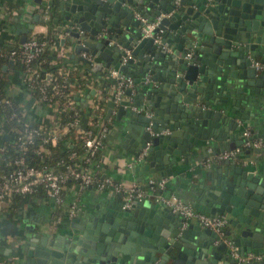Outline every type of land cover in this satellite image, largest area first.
Masks as SVG:
<instances>
[{
    "label": "water",
    "instance_id": "water-1",
    "mask_svg": "<svg viewBox=\"0 0 264 264\" xmlns=\"http://www.w3.org/2000/svg\"><path fill=\"white\" fill-rule=\"evenodd\" d=\"M60 5L74 52L89 50L136 85L130 99H107L105 115L116 109L141 170L149 177L182 173L181 180L188 171L199 174L206 181L192 183L183 197L197 211L225 213V235L239 253L262 248L264 174L229 160L204 168L199 162L236 146L238 118L264 92L257 87L264 71L253 65L256 57L264 61V0H60ZM135 13L148 21L160 14L150 34L143 35ZM31 26L20 28L18 43ZM101 61L91 68H100ZM130 93L126 87L124 95ZM147 126L166 131L151 135ZM154 195L133 198L127 206L119 196L105 199L82 214L94 228L87 242L85 230L75 229L81 213L70 217L62 241L47 243L46 235L28 227L26 264H264V258L235 259L215 231L183 219Z\"/></svg>",
    "mask_w": 264,
    "mask_h": 264
},
{
    "label": "crops",
    "instance_id": "crops-1",
    "mask_svg": "<svg viewBox=\"0 0 264 264\" xmlns=\"http://www.w3.org/2000/svg\"><path fill=\"white\" fill-rule=\"evenodd\" d=\"M44 1L46 0H0V40L3 41L11 38L17 41L21 34L19 31L20 28L26 26L28 23H31L32 26L28 29L26 37L37 33L45 34L47 32V26L37 11V6L44 3ZM34 14H37L35 19H33ZM63 15L64 12L62 11V20L58 24L60 29H57L61 32L60 38H62V43H66L63 47L66 54L70 57L72 56L70 59L76 62L78 59L77 57L80 56L79 53L81 50L74 52V38L64 29L70 28L71 26L68 24L67 20L64 19ZM256 59H259V57H256ZM91 60L92 63L101 61L95 54L91 55ZM101 64L100 68L106 71L112 68L111 66L105 67L103 62ZM10 75L6 93L14 96L24 107L28 98L31 97L29 91L23 86L22 77L13 73ZM260 82L261 83L257 85V87L263 90L264 79ZM69 88L73 97L77 96V99H74V101L78 107H80L81 119L84 121L89 111L91 96L94 93V89L92 86L79 88L73 81H71ZM135 91L136 85H132L131 93L123 95L122 98L130 99ZM24 110L25 112L23 113L25 118L31 121L32 124L34 121L38 122L41 120H45L47 123L54 122L53 113L46 107L37 104L34 98L29 107H24ZM105 110L106 106L104 108L103 119L107 124V133L91 165L92 171L99 175H110L112 178L119 180L125 185L135 183L139 187L145 189V195L151 196L153 191L147 188L149 176L144 173V170H141L139 163L134 161V156L129 151L131 145L124 140L123 127L115 116L116 109L113 108L108 116L105 115ZM243 111L247 113V116L244 119L237 117L240 128L237 130L236 146H240L242 143V141H240L243 140L241 134L242 130H248L251 137L264 136V92L256 94L251 104L246 106ZM230 132L231 131H229V133ZM1 136L2 133L0 131V137ZM229 140H232V138ZM1 154L2 152L0 151V155ZM209 155L211 154L205 157ZM229 161L232 164L244 165L247 169L264 174V147L258 150H256V148H248L247 151L245 148L234 160L229 159ZM222 162L223 160H211L208 165L202 164L201 161L199 164L200 168H204L212 164H221ZM186 175L189 177L185 180L180 179L183 177L182 173L172 176L165 175L167 179L160 193L162 195L177 194L181 199L190 203L181 193L186 190L187 187H191L192 183L204 182L206 179L199 178V174L190 173V171H188ZM118 196L120 197L119 194L108 189H96L90 185H82L73 180H66L62 187V201L58 205H55L51 199L43 196L41 198H32L29 203L22 205L15 211L3 209V211L0 212V260L1 258L11 255L12 264H26V246L23 244V239L25 235L29 233L28 227L33 226L34 231H40L41 234L46 235V242L48 239L62 241L65 231L69 229L68 222L71 216L68 214V206L70 204L74 205V215L81 213L79 220L75 222L77 226L75 229H79L80 231L85 230L87 235L85 241L87 242L89 235L94 234V228L89 225L88 218L82 214L92 213L95 211V207L102 204L105 199L110 201ZM189 221L196 222L194 219H189ZM74 236L75 234H73L67 242L69 243V241H72ZM259 250H264V246L252 251Z\"/></svg>",
    "mask_w": 264,
    "mask_h": 264
},
{
    "label": "built area",
    "instance_id": "built-area-1",
    "mask_svg": "<svg viewBox=\"0 0 264 264\" xmlns=\"http://www.w3.org/2000/svg\"><path fill=\"white\" fill-rule=\"evenodd\" d=\"M50 0L44 1V3L37 6V11L41 19L45 22L48 19V8ZM136 17L143 23L141 29L143 35L150 34V30L153 28L156 20L160 14L155 15L150 21L145 16L135 13ZM46 24V23H45ZM47 26V25H46ZM60 30L52 32L45 39H37L35 35L31 34L25 38L17 49H11L7 52L8 57L15 55L19 56L20 61L23 64V70L26 74L33 73V69L30 66V62L34 59L39 52L48 43L49 46L55 49L56 56H63L66 54L65 49L60 45ZM62 44V43H61ZM80 56L87 58L92 63L91 55L88 51L81 50ZM124 60V58H123ZM253 65L256 69L264 71V61L255 59ZM107 74L115 79V85L111 92H109L108 98L117 102L124 95V89L131 87L133 84L132 77L118 74L116 68H110L107 70ZM28 75V76H29ZM38 75L29 78L28 84L22 79V84L28 90V86H32V80L37 81ZM44 83H40L37 86L38 98H34V101L42 107H46L54 115V122L47 123L45 120L34 121L38 123L36 127H27L28 120L24 117L22 125H17L19 134L18 138L21 140V145L24 143L32 142L33 136H40L43 142L49 141L55 143L56 140L60 139V136L66 132L69 128L72 129V140L80 139L82 146V153L78 154L74 150L67 154L69 162H61V170H40L32 166H26L23 163L22 156H19L13 160V168L0 173V212L3 209L10 210V197L12 194H33L36 192L37 187L40 186L44 190V197H47L53 201L55 205H58L62 201V187L66 180H73L76 183L82 185H90L96 189H108L120 195L123 200V206H127L133 198H140L145 195V189L139 187L135 183L125 185L119 180L112 178L110 175L102 174L99 175L92 171L91 165L94 162L95 155L103 144V141L107 133V124L105 123L103 116L96 111L99 107L96 104V100L100 96L101 89L99 87H93L94 93L91 96V103L89 111L84 121L81 119L80 107L75 103L74 97L72 98L71 90L64 92L61 88H55L49 93L45 88ZM65 84V83H64ZM70 86V83H68ZM89 87V85H86ZM91 86V85H90ZM71 88V87H70ZM69 88V89H70ZM64 98V108L71 110L72 118L62 125L55 122V116L57 110L61 108V104L58 103L56 98ZM107 98V99H108ZM0 102L10 103L9 99L4 97L0 99ZM135 111H140V107L132 106ZM149 115V113H146ZM151 135L158 134L166 131L161 128L156 131H152L149 126ZM243 140L240 146L224 149L220 152L213 153L203 160L201 163L208 165L211 160H234L236 156L241 154L243 149L248 148H261L264 147V136H253L251 137L248 130H242L241 132ZM71 141V140H70ZM148 143L139 151L136 158H140L145 151ZM165 176L160 177H149L147 180V188L155 192V199L162 200L164 204L173 213L178 214L183 219H194L199 222L202 226L208 227L215 231L218 236L222 237L223 240L230 246L232 256L237 260H243L246 258L263 259L264 250L259 251H248L245 253H239L236 247L232 245L231 240L227 238L224 233V228L227 222V216L225 213L210 214L195 210L189 202L181 199L180 197L168 194L162 195L160 193L166 182ZM148 193V192H147ZM33 198H35L33 196ZM75 213L74 205L68 206V214L73 216ZM12 256L8 255L5 258H1L0 264H12Z\"/></svg>",
    "mask_w": 264,
    "mask_h": 264
},
{
    "label": "trees",
    "instance_id": "trees-1",
    "mask_svg": "<svg viewBox=\"0 0 264 264\" xmlns=\"http://www.w3.org/2000/svg\"><path fill=\"white\" fill-rule=\"evenodd\" d=\"M48 8V19L45 21L47 25V32L45 34L37 33L35 37L45 39L52 32L59 31L58 24L62 20V10L60 0H50ZM66 43H60L64 47ZM19 46L16 40L11 38L0 40V99L8 98L10 103L0 102V131L7 134V137H0V173L11 170L13 168V160L22 156L23 163L26 166H32L40 170H61V160L69 162L67 154L74 150L78 154L82 153V146L80 139L72 140V129L66 130L60 136V139L55 143L49 141L43 142L40 136H33L32 142L21 145V140L18 138L17 125H22L24 122V107L14 97L6 93V87L10 74H17L28 84L29 78L34 74L38 75L37 81L32 80L31 85L28 86L30 96L35 99L38 98L37 86L40 83L45 84L46 90L51 93L55 88H61L64 92L69 91L68 83L73 81L77 87L83 88L86 85L92 87H99L101 89L100 96L96 100L99 107L96 109L104 117L105 102L115 85V79L107 74V71L99 68L93 70L91 63L86 62L78 56L77 61L73 62L68 54L56 56L55 49L51 48L47 43L39 54L31 60L30 66L34 70L33 73L26 74L23 70V64L18 55L8 57L7 52L11 49H17ZM5 66V67H3ZM29 75V76H28ZM65 83V84H64ZM90 86V87H91ZM73 95H71L72 97ZM73 98V97H72ZM61 108L57 110L55 122L59 125L64 124L72 118L71 110L64 108V98H56ZM27 127H36L38 123H31L29 120ZM71 140V141H70ZM33 196L41 198L44 196V190L38 186L36 192L33 194H12L10 197V210L15 211L22 205L29 203Z\"/></svg>",
    "mask_w": 264,
    "mask_h": 264
},
{
    "label": "flooded vegetation",
    "instance_id": "flooded-vegetation-1",
    "mask_svg": "<svg viewBox=\"0 0 264 264\" xmlns=\"http://www.w3.org/2000/svg\"><path fill=\"white\" fill-rule=\"evenodd\" d=\"M226 227V226H225ZM224 233H225V228H224Z\"/></svg>",
    "mask_w": 264,
    "mask_h": 264
}]
</instances>
